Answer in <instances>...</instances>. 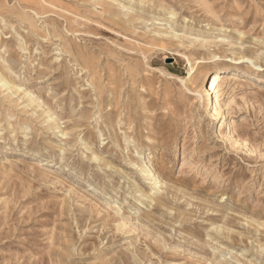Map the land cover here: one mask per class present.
Instances as JSON below:
<instances>
[{
    "label": "rangeland",
    "instance_id": "1",
    "mask_svg": "<svg viewBox=\"0 0 264 264\" xmlns=\"http://www.w3.org/2000/svg\"><path fill=\"white\" fill-rule=\"evenodd\" d=\"M0 264H264V0H0Z\"/></svg>",
    "mask_w": 264,
    "mask_h": 264
},
{
    "label": "bare ground",
    "instance_id": "2",
    "mask_svg": "<svg viewBox=\"0 0 264 264\" xmlns=\"http://www.w3.org/2000/svg\"><path fill=\"white\" fill-rule=\"evenodd\" d=\"M225 72H226V68L217 67V68H214L210 72L203 73L202 83L197 90V95L200 98L203 106L205 107V119L206 120H209V121L216 120L222 113V106L217 100H215L213 96V92L218 88L219 79L221 78V74ZM232 118L233 117L231 113L229 112L226 113L225 120L221 126H225V125L230 126ZM148 152L149 154H151L152 150L148 149ZM140 154L142 155L144 154V152ZM151 173L155 175L156 171L151 170Z\"/></svg>",
    "mask_w": 264,
    "mask_h": 264
}]
</instances>
